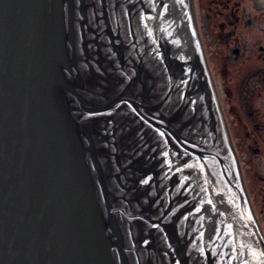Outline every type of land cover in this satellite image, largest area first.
<instances>
[{
  "label": "water",
  "instance_id": "95a60500",
  "mask_svg": "<svg viewBox=\"0 0 264 264\" xmlns=\"http://www.w3.org/2000/svg\"><path fill=\"white\" fill-rule=\"evenodd\" d=\"M0 264H264L194 0H0Z\"/></svg>",
  "mask_w": 264,
  "mask_h": 264
},
{
  "label": "flooded vegetation",
  "instance_id": "af4514ba",
  "mask_svg": "<svg viewBox=\"0 0 264 264\" xmlns=\"http://www.w3.org/2000/svg\"><path fill=\"white\" fill-rule=\"evenodd\" d=\"M206 62L264 236V0H194Z\"/></svg>",
  "mask_w": 264,
  "mask_h": 264
}]
</instances>
